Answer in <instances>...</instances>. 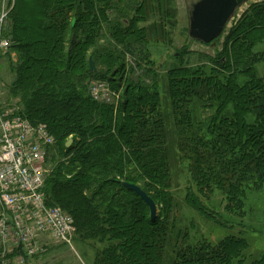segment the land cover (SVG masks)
Wrapping results in <instances>:
<instances>
[{"label":"trees","instance_id":"16d2710c","mask_svg":"<svg viewBox=\"0 0 264 264\" xmlns=\"http://www.w3.org/2000/svg\"><path fill=\"white\" fill-rule=\"evenodd\" d=\"M173 1L15 0L1 33L10 47L0 56L15 74L5 87L8 100L31 123L45 125L62 153L46 176L48 204L72 217L77 239L103 246L97 264H247L250 257L244 237L179 244L176 139L162 115L148 47L153 29L146 25L157 15L155 35L168 36L178 26ZM262 47L264 2L234 24L209 65L167 73L180 160L189 161L199 192L188 188L187 205L216 222L205 205L214 192L244 207L252 188H264ZM97 81L117 97L93 98ZM124 182L149 194L159 207L156 219ZM248 264H264V252Z\"/></svg>","mask_w":264,"mask_h":264},{"label":"rangeland","instance_id":"374dc122","mask_svg":"<svg viewBox=\"0 0 264 264\" xmlns=\"http://www.w3.org/2000/svg\"><path fill=\"white\" fill-rule=\"evenodd\" d=\"M191 2L192 0L173 1V13L177 16L178 26H176L174 30H170L168 36L157 37L158 35H155V31L153 30L158 27L156 26L157 23H155V21L159 20L157 15H150V22L146 24L153 29L150 33L151 41L148 47L150 49L151 60L155 63V72L157 74L155 80H157L159 84L162 115L166 120L168 129H170V139H176V142L173 141L172 146L174 165L172 190L178 207V209H176V224L178 230L182 232L179 244L183 245V242L185 243L186 241L191 244L196 243L199 245L204 243V241H209L213 245H216L222 239L231 236L248 238L251 244L250 257L247 260L248 264L251 260L257 258L264 252V188L260 190L252 188L246 196L244 207L236 203H232L231 206L227 199V195H224L220 191L214 192L210 201H206L205 205L214 212L219 219L218 222H216L217 219L205 218L187 205L186 198L188 188L194 189L197 195L199 192L194 185L189 161L180 160L182 156L179 154L178 150L179 137L178 135L176 136V130L173 128L174 118L168 92L167 73L168 71L170 72L171 68L178 66L197 68L209 65L210 60L216 57L217 53L221 50V43L234 24H236L252 5L261 4L264 0H251L243 5L237 11L233 20L228 24L220 42H215L211 45L195 41L189 36ZM158 34H160V32H158ZM102 44L106 45L105 42H102ZM262 48L264 49V47ZM128 58L129 65L135 67V60L132 59L131 56H128ZM263 70L264 69L260 71L261 75L263 74ZM138 75H141V73H137V76ZM14 79L15 74L12 71L9 59L0 56V81L8 88ZM69 141H73L72 145L74 144V139H69L67 143ZM66 145L65 147L67 149L72 147V145H70L71 147L68 148ZM52 153L48 164V174L53 171L62 156V153L57 148H54ZM159 213L158 207V215ZM184 235H187V239H182ZM44 246V249H42L40 255L34 259L32 264H97V252L103 248L102 245L95 241H80L76 238V233L70 244L59 242L48 234V241Z\"/></svg>","mask_w":264,"mask_h":264},{"label":"built area","instance_id":"2783aa9c","mask_svg":"<svg viewBox=\"0 0 264 264\" xmlns=\"http://www.w3.org/2000/svg\"><path fill=\"white\" fill-rule=\"evenodd\" d=\"M15 0H1L0 50L10 43L2 30ZM96 100L117 97L105 82H94ZM56 140L43 124L23 117L21 107L8 101L0 81V264H32L48 241L70 244L76 227L72 217L48 204L44 192L48 164Z\"/></svg>","mask_w":264,"mask_h":264},{"label":"water","instance_id":"95a60500","mask_svg":"<svg viewBox=\"0 0 264 264\" xmlns=\"http://www.w3.org/2000/svg\"><path fill=\"white\" fill-rule=\"evenodd\" d=\"M251 0H197L192 3L190 10L189 36L195 41L211 45L217 42L224 34L228 24L233 20L237 11ZM76 20L73 21V25ZM90 69L97 72V67L90 58ZM73 141L67 143L70 148ZM128 190L134 192L150 208L152 219L158 216V206L140 186L126 183L122 184Z\"/></svg>","mask_w":264,"mask_h":264},{"label":"flooded vegetation","instance_id":"af4514ba","mask_svg":"<svg viewBox=\"0 0 264 264\" xmlns=\"http://www.w3.org/2000/svg\"><path fill=\"white\" fill-rule=\"evenodd\" d=\"M196 1H197V0H195V1H193V0H192V2H191V3H194V2H196Z\"/></svg>","mask_w":264,"mask_h":264},{"label":"crops","instance_id":"0c3cea01","mask_svg":"<svg viewBox=\"0 0 264 264\" xmlns=\"http://www.w3.org/2000/svg\"><path fill=\"white\" fill-rule=\"evenodd\" d=\"M0 4H1V0H0ZM4 52H7V51H4Z\"/></svg>","mask_w":264,"mask_h":264}]
</instances>
